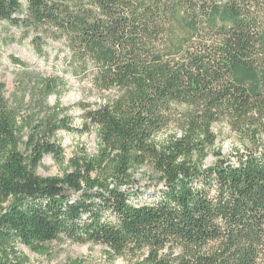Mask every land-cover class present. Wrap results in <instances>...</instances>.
Returning a JSON list of instances; mask_svg holds the SVG:
<instances>
[{"label":"trees","instance_id":"16d2710c","mask_svg":"<svg viewBox=\"0 0 264 264\" xmlns=\"http://www.w3.org/2000/svg\"><path fill=\"white\" fill-rule=\"evenodd\" d=\"M22 1L0 0V20L27 25ZM25 1L31 21L119 96L88 110L98 153L42 176L32 169L46 155L63 158L53 138L70 126H33L22 151L24 127L0 81V264L27 263L18 243L44 253L60 236L118 254L147 250L136 264H264V154L193 161L214 122L264 116V0ZM176 122L182 136L156 139ZM134 161L160 174L154 197L133 190ZM171 245L180 251L164 254Z\"/></svg>","mask_w":264,"mask_h":264},{"label":"rangeland","instance_id":"374dc122","mask_svg":"<svg viewBox=\"0 0 264 264\" xmlns=\"http://www.w3.org/2000/svg\"><path fill=\"white\" fill-rule=\"evenodd\" d=\"M81 0H67L71 5ZM20 17L28 24L0 20V81L10 114L24 128L19 133L20 147L26 142L33 126L66 121L70 129L58 128L53 140L62 147L63 158L46 155L34 167L42 176L60 175L68 168L70 159L87 153H98V126L89 118L88 110L114 103L119 96L116 88L104 89L95 83V72L89 63L75 58L67 44L53 37L46 25L30 18L26 1H22ZM29 17V18H28ZM186 109V107H182ZM61 125V124H60ZM209 135L202 136L194 152L197 165L212 166L224 159L238 162L248 153L264 154V116L259 120L235 124L230 120L214 122ZM170 135H183L179 123H172L156 136L163 141ZM130 177L133 190L144 198L154 197L163 187L160 174L149 163L132 162ZM44 253L24 243L18 249L28 257L26 264H136L147 250L137 256L118 254L102 241L78 242L66 236L45 242ZM180 248L171 245L162 252L176 254Z\"/></svg>","mask_w":264,"mask_h":264}]
</instances>
